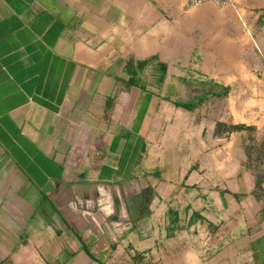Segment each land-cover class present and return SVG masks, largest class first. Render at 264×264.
Segmentation results:
<instances>
[{
  "label": "crops",
  "instance_id": "crops-1",
  "mask_svg": "<svg viewBox=\"0 0 264 264\" xmlns=\"http://www.w3.org/2000/svg\"><path fill=\"white\" fill-rule=\"evenodd\" d=\"M251 129L264 0H0V264H229L207 214L254 189Z\"/></svg>",
  "mask_w": 264,
  "mask_h": 264
},
{
  "label": "rangeland",
  "instance_id": "rangeland-1",
  "mask_svg": "<svg viewBox=\"0 0 264 264\" xmlns=\"http://www.w3.org/2000/svg\"><path fill=\"white\" fill-rule=\"evenodd\" d=\"M201 87L203 86L198 84L196 88L201 89ZM247 134L246 149L250 153L251 159L256 157L255 164L250 165V168L254 170L255 176L259 175L264 179V132L257 134L251 129ZM242 147L245 148L244 145ZM244 155L238 148L232 150L231 171L237 168L238 160H242ZM208 167L207 172L206 169L204 170V179L198 182L199 192L207 194V188L214 189L215 192H228L227 183L223 181L221 165L217 167L208 164ZM207 174L208 176H206ZM232 177H234L233 174ZM262 186L263 192H253V189L247 192L238 191L236 192L239 195L237 197H234V193L230 191L232 197L230 214H207L208 221H214V233L220 235L216 237L215 254L223 252V260L229 264H233L232 261L234 264H243L244 262L246 264H264V180ZM255 193H259V196ZM215 199L214 205L217 207L221 203L217 202L216 197ZM200 202L201 200H199ZM197 237L200 236L197 235ZM261 237H263L262 252L259 251V258L254 262L253 258L249 260L250 257H253L250 244L253 240Z\"/></svg>",
  "mask_w": 264,
  "mask_h": 264
},
{
  "label": "trees",
  "instance_id": "trees-1",
  "mask_svg": "<svg viewBox=\"0 0 264 264\" xmlns=\"http://www.w3.org/2000/svg\"><path fill=\"white\" fill-rule=\"evenodd\" d=\"M176 104L178 106H184V107H188L187 105L188 104H185V103H181V102H176ZM224 123L222 122H217V128L219 129V127L223 126ZM240 127V125H231L230 127H227L225 125V130H230V131H233V130H236ZM248 152V151H247ZM249 152H248V158H250L249 156ZM255 185H254V189H253V192H256V191H262L263 192V186H262V182H263V177L259 176V175H256L255 177ZM257 196H259V193H255ZM235 196H239L238 194H235ZM263 237L259 238V239H255L251 242L250 244V247H251V251H252V258L254 260V262H256L258 260V254H259V251L262 252V248H263Z\"/></svg>",
  "mask_w": 264,
  "mask_h": 264
},
{
  "label": "built area",
  "instance_id": "built-area-1",
  "mask_svg": "<svg viewBox=\"0 0 264 264\" xmlns=\"http://www.w3.org/2000/svg\"><path fill=\"white\" fill-rule=\"evenodd\" d=\"M208 1H213V2H216L217 4H224L226 3L227 0H189V4H192V5H198V4H202L204 2H208Z\"/></svg>",
  "mask_w": 264,
  "mask_h": 264
}]
</instances>
